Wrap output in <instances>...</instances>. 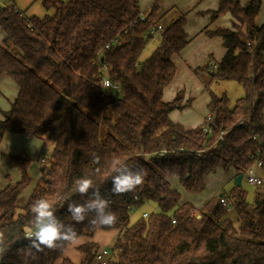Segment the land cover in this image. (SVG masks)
<instances>
[{
    "label": "trees",
    "instance_id": "trees-1",
    "mask_svg": "<svg viewBox=\"0 0 264 264\" xmlns=\"http://www.w3.org/2000/svg\"><path fill=\"white\" fill-rule=\"evenodd\" d=\"M12 2L0 8V28L7 35L0 43V79H12L18 95L1 112L0 139L5 134L50 139L54 148L23 202L19 197L32 182V161L4 154L22 177L0 186V264H76L65 258L66 246L43 251L29 246L31 205L40 198L53 205L61 223L92 240L78 247L84 255L79 264H99L100 244L93 237L109 230L90 223L94 214L77 223L67 212L68 203L87 200L75 191L82 178L93 180L117 216L108 264H264V183L253 186L251 199L235 183L200 209L182 203L171 187L176 178L184 191L197 194L218 170L244 175L255 161L264 170V23L256 24L262 0H220L210 13L212 21L228 13L233 18L232 28L206 32L221 38L226 53L214 68L195 72L204 68L214 82L237 80L245 97L230 107L226 95L211 93L208 119L190 130L169 118L190 105L183 104L184 91L170 102L162 99L177 75L174 57L189 44L186 14L173 12L159 47L142 62L150 41L145 35L167 16L159 14L162 0H153L145 13L140 0H42L53 11L43 18L25 16ZM105 78L117 88H104ZM116 160L134 171L142 167L143 184L113 194ZM147 202L159 212L130 224L131 211Z\"/></svg>",
    "mask_w": 264,
    "mask_h": 264
},
{
    "label": "rangeland",
    "instance_id": "rangeland-1",
    "mask_svg": "<svg viewBox=\"0 0 264 264\" xmlns=\"http://www.w3.org/2000/svg\"><path fill=\"white\" fill-rule=\"evenodd\" d=\"M63 1H69V0H63ZM150 3L151 0H140V10L142 13H145L149 10L148 2ZM9 0H0V8L9 6L11 3H9ZM15 6L20 11H26L28 16H38L42 17L45 16V14H53L52 10L47 11L44 9L42 0H13ZM147 7V8H146ZM147 9V10H145ZM175 10L171 12L173 14ZM170 14V15H171ZM236 22V21H235ZM163 26V25H162ZM164 28V27H163ZM161 34V33H160ZM160 34L157 36L152 35L151 40L147 43V47L145 51L140 56V61H145L148 59L153 52L159 47L160 43ZM178 58V57H177ZM218 61H213L209 64L210 68H213L214 65H216ZM197 69L193 70V74H195V77L197 78V83L192 82L189 78L185 77L184 84L185 85V91L189 90L191 92V98H187V100H190V105L187 107L185 112L183 111H177L176 114L182 115L183 120L193 121L194 117L197 118V115L199 116V119H202L201 125L206 121V118L208 117V105L201 104V100L203 97H206L208 101H210L211 93H214V95L222 96L226 95L227 99L229 100L230 107H233L237 100L242 99L245 97V89L244 87L234 79L228 80H218V81H212L208 83L205 82V77L201 72H205L204 68L199 70V72H195ZM205 74L208 75V73L205 72ZM206 76V75H205ZM7 84H2L0 86V117L2 111H8L10 108V103H13L15 99L17 98V91L18 86H16L15 82H13L12 79L4 78V80ZM203 85L202 89L201 86ZM206 85L208 90L206 89ZM10 89H13V94H10ZM181 91H184L183 88H181ZM184 91V92H185ZM3 94V95H1ZM177 95V94H176ZM116 96H119V93H116ZM202 97V98H201ZM200 99V100H199ZM209 103V102H208ZM177 116V115H176ZM54 148V143L49 139H31L27 138L23 135H15V134H5L2 139H0V186L5 188V185L9 184V181L11 183H17L20 181L22 177V171L20 169L14 168L6 161L4 154L6 155H13V156H19V155H26L31 159V164L29 165V173L32 177V182L29 187H27L24 192L21 193L19 197V201H25L29 195L32 193V191L37 186L39 180V172L40 168L42 166H46L49 164L50 159L52 157V151ZM44 159V163H41V160ZM264 179V171L263 174L260 175ZM227 175L223 172H218L214 175H211L208 180V185L206 183L205 190L202 193L203 197L200 195H194L190 196L191 200L195 201L197 199L203 200L208 199L206 196L211 197H217L220 193H228V191L233 187V184L231 182H228ZM171 187H175L178 191L180 189V193H183L185 195L192 194L187 193L184 191V189L180 185V181L176 178H172L171 180ZM173 187V188H174ZM242 187L244 190H246L249 194V198L251 199L253 194V186L250 184H247L246 181L243 182ZM174 188V189H175ZM179 188V189H178ZM198 194V193H197ZM184 195V196H185ZM189 198V196H188ZM190 199V198H189ZM228 206V205H225ZM143 212H149L151 214H156L157 210L155 209L154 205L152 204H145L139 209H134L133 214H131L132 218L131 220H136L140 218V216L143 214ZM103 233L105 231H98L95 236L93 237V242L100 244V248H111L113 246V241L115 239V236H106ZM84 238V243L88 241H92L87 237ZM101 241H108L107 243H101ZM82 244L78 245L75 250L67 249V252L65 254V258H69L74 263L79 264L83 261L84 255H82L78 251V247L82 246Z\"/></svg>",
    "mask_w": 264,
    "mask_h": 264
},
{
    "label": "crops",
    "instance_id": "crops-1",
    "mask_svg": "<svg viewBox=\"0 0 264 264\" xmlns=\"http://www.w3.org/2000/svg\"><path fill=\"white\" fill-rule=\"evenodd\" d=\"M247 1L248 0H242V3H246ZM152 2H153V0H151L150 3L149 2L146 3V5L148 4L147 5L148 8L151 7ZM219 2H220V0H162L161 9H160L159 14L161 16L167 14V16L163 19L161 25L164 26L167 23V21L170 20L171 15H172L171 12L173 10L184 13V14H186L185 28H186V32L188 34V37L190 39L188 46L182 51V53L180 55L174 57V61L177 65V72H176L177 75L172 80V82H170L169 85L164 88V93H163V98H162L164 102H170L171 100H173L175 98L176 94L182 90L181 88H183V89L185 88V85H183L185 77L189 78L192 82L197 83V78L195 77V74H193L194 69H199V68H202L205 66H209L208 63H211L212 60L220 62L222 60V57L225 55L226 49L223 46V42H222L221 38H219L218 36L209 37L206 35V32H213V31L218 30V29L232 28L231 26L233 23V18H232L230 13H228L227 15L220 17L216 20H213V21L211 20L212 15L210 13L219 8ZM145 10H147V9H145ZM259 11H260V13L258 15V18L256 19V24L258 26L264 23V0H262L261 7H260ZM21 12H23V11H21ZM24 12H25V16H27V17L32 16V15L28 16L27 10ZM6 36L7 35L0 28V43H2L6 39ZM201 73L205 77L204 83L206 84V83L210 82L209 75L205 74V72L204 73L201 72ZM3 80H4V78L0 79V86L2 84H4V85L7 84ZM202 87H203V85L201 86V89H202ZM184 91H185V89H184ZM13 92H14L13 89H10V94H13ZM1 95H3V94H1ZM188 97L191 98V92H189V90L188 91L186 90L184 92L183 104L187 101ZM208 102L210 103V101H208L206 99V97H203V99L201 100V104H204V105H208L209 104ZM11 104L12 103H10V106H11ZM186 109L187 108H185V110ZM185 110L183 112H185ZM175 112H177V111L171 112L169 115V118L171 120H173L175 123L181 124L185 129H189V130L190 129H196V128L201 126V123L203 120L199 119L198 115H197V118L194 117L193 121H188V120H183L182 115L176 114ZM218 172L225 173L222 170H218ZM261 174H263V172L261 169H259L258 175L261 179H263L260 176ZM211 175H214V174H211ZM211 175H208L205 179L207 185H208L207 179ZM225 175L228 176L227 177L228 182H231L234 185L235 184L234 178L236 177L235 171H229V172L225 173ZM244 181L245 180L243 179L242 184ZM206 183H205V186H206ZM179 191H180V189H179ZM185 194L181 193L182 203L190 202L194 205V207L196 209H200L203 206V204L207 200L210 199L209 198L210 195H209V196H206L208 199L203 198V200L197 199V200L193 201V200H191L190 196H194V195L199 196L200 195L201 197H203V194H199V193L198 194H188V195H185ZM188 196L190 199L188 198ZM211 198H213V197H211ZM145 204L154 205L155 209L157 210V213L159 212V208L157 207V205L155 203L147 202V203H144L143 205H145ZM133 212H134V210H132L131 214H133ZM143 213H149V212H143ZM149 214H151V213H149ZM142 216H143V214L140 216V218L133 220V221L131 220V218H132V216H131L130 217V224H134L137 220L141 219ZM116 234H117V231H116Z\"/></svg>",
    "mask_w": 264,
    "mask_h": 264
},
{
    "label": "clouds",
    "instance_id": "clouds-1",
    "mask_svg": "<svg viewBox=\"0 0 264 264\" xmlns=\"http://www.w3.org/2000/svg\"><path fill=\"white\" fill-rule=\"evenodd\" d=\"M99 162L100 157H95ZM113 170L116 173L112 177V193L115 195L134 191L144 182L145 172L143 168L133 170L127 164H121L119 160L113 162ZM75 191L82 197H87L84 203L75 201L68 203L67 212L73 221L82 223L90 214L94 218L90 221L93 226L109 231L103 233L106 236H115L117 216L110 211V201L101 195L91 178H82L76 181ZM33 213V231L29 235L30 247L37 251L44 249H56L66 246L70 250L84 243V238L79 236L72 226H66L55 215V209L48 200L40 198L31 205ZM108 241H101L107 243Z\"/></svg>",
    "mask_w": 264,
    "mask_h": 264
},
{
    "label": "built area",
    "instance_id": "built-area-1",
    "mask_svg": "<svg viewBox=\"0 0 264 264\" xmlns=\"http://www.w3.org/2000/svg\"><path fill=\"white\" fill-rule=\"evenodd\" d=\"M143 19H145V15H143ZM163 26L160 24L158 26H152V28H150V31L148 32V34L145 35V39L146 40H151V38H149L148 35H153L154 36H157L159 35L162 31H163ZM216 65L213 66V68L215 67ZM102 86L104 88H108V87H111L112 89H116L117 86L116 85H113L109 79H104L103 80V83H102ZM208 119V117H207ZM208 133H210L211 131L210 130H207ZM199 155L201 157H205L207 156L206 152H201L199 153ZM42 162H44V160H42ZM263 166L262 163H260L259 161H255L254 162V165H252L251 167L248 168L247 172L243 175V179L246 181L247 184H250L254 187H257V186H262L263 183H264V180L261 179L258 175V170L261 169ZM227 200L226 199H222L221 200V203H223L224 205H227ZM132 212V211H131ZM151 214L149 213H143V216H142V219H148L150 217ZM174 222V221H173ZM110 256V250L109 248H100L98 250V252L95 254V259H96V262L99 263V264H108V258Z\"/></svg>",
    "mask_w": 264,
    "mask_h": 264
},
{
    "label": "water",
    "instance_id": "water-1",
    "mask_svg": "<svg viewBox=\"0 0 264 264\" xmlns=\"http://www.w3.org/2000/svg\"><path fill=\"white\" fill-rule=\"evenodd\" d=\"M234 179H235L236 186L237 187H241L242 186V181H243V175H238ZM219 195H220V197L223 196L222 194H219Z\"/></svg>",
    "mask_w": 264,
    "mask_h": 264
}]
</instances>
